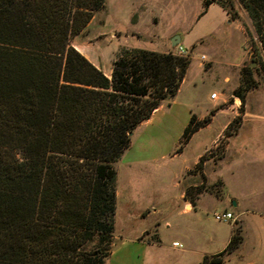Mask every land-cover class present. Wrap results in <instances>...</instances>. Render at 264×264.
I'll list each match as a JSON object with an SVG mask.
<instances>
[{
  "label": "trees",
  "instance_id": "trees-1",
  "mask_svg": "<svg viewBox=\"0 0 264 264\" xmlns=\"http://www.w3.org/2000/svg\"><path fill=\"white\" fill-rule=\"evenodd\" d=\"M221 1L202 0L200 15L212 4L229 14ZM236 1L264 59V0ZM103 5L0 0V264H104L111 248L99 246L113 233L114 164L133 130L176 95L190 63V54L122 49L104 75L71 44ZM253 71L243 67L233 91L242 103ZM210 121L192 114L175 153ZM239 125L229 123L224 138ZM204 160L190 170L199 183L183 189L193 207L199 195L212 193L204 185ZM217 186L212 194L219 198L220 180ZM241 240L234 222L226 247L199 264L222 263Z\"/></svg>",
  "mask_w": 264,
  "mask_h": 264
},
{
  "label": "rangeland",
  "instance_id": "rangeland-1",
  "mask_svg": "<svg viewBox=\"0 0 264 264\" xmlns=\"http://www.w3.org/2000/svg\"><path fill=\"white\" fill-rule=\"evenodd\" d=\"M157 1L156 6L146 7L148 0H104L103 8L94 14L83 32L72 39L71 44L88 61L99 63L98 68L108 74L113 60L122 49H143L161 53L166 48L175 53L177 46L169 47L171 43L169 34L175 32L173 36L181 38L178 46L186 48L183 49V55L190 54V63L186 70V78L179 86L174 100L167 101L171 103L173 100L175 107H189L196 120L209 116L211 121L182 145L178 158L170 159L168 156L164 160L170 165L166 168L160 161L152 166V170L132 168L129 171L118 162L114 164V191H117L119 195L114 203L112 237L100 244L101 250L111 248L114 243L113 236H124L145 223L142 218L135 217L136 206L124 205L125 195L129 193L130 188L137 198L147 189L152 190L155 198L166 193L175 198L179 195V189L175 187L176 181L171 173L174 165L192 167L199 156L205 158L204 185L210 192L219 190L217 184L220 179L224 184L225 193L234 194L245 204L256 206L264 212V163L261 162L264 157V59L256 49L258 43L246 13L236 0L221 1L224 9L229 12L227 14L229 23L241 28L243 35L241 49L240 42L242 41L238 34L234 33L233 43L228 49L222 46V39L217 35L207 39L204 46L192 47L190 50L187 47L188 42L201 31L203 25V22H200L194 31H191L195 16L201 11L199 0H188L183 12L178 8L175 9L177 0ZM142 4L146 8H143L144 11L141 13L142 7L139 6ZM231 15H234L233 19ZM221 27L225 33L228 26L223 24ZM114 31L137 32L140 36L134 34V37L121 38L117 43L109 35ZM223 35L227 36L226 33ZM151 37L155 39L151 40ZM251 43L254 44L255 49L250 48ZM118 44L132 47L119 48ZM242 52H245L246 58L239 63ZM201 54L206 56L213 54L210 57L212 63H208L205 57L200 68L198 64L201 62L199 59ZM246 66L254 69L253 87L245 94L242 103L233 91L240 84L241 69ZM211 92L218 94L216 100L209 98ZM235 98L239 100L238 106ZM233 121H239V124H242L241 128L236 136L228 140L225 156L218 162L217 157L222 150L220 145L228 139L223 136L227 130L225 126ZM232 130L231 127L228 131ZM179 142L180 137L177 140H169L166 150L171 148V153H173L178 148ZM174 144H177L175 150ZM138 149L139 146L133 144L131 150L136 152ZM129 172H132L131 175ZM199 181L200 178L195 172L188 171L182 176L180 186L184 189L197 185ZM212 193L202 198V225L209 232L227 235L228 224L232 221L214 220L213 213H221L222 206L216 202ZM245 215L241 217V236L244 243L239 254L224 255L220 264H247L248 254L255 257L256 264H264V247L263 245L260 249L253 247L254 228L249 224V213ZM164 218L169 219L170 217ZM162 220L157 229L159 241L154 246L155 264H197L202 256H212L224 248L223 243L205 244L204 240V245L192 249V252L181 253L185 246L174 228L184 226L185 223L191 224V221L181 216L173 217L170 219V227L165 229L162 226ZM191 226L193 227L192 224ZM154 232V227H151L146 237L147 240L154 239ZM197 234H194V238L191 236L193 238L191 241H201ZM173 241L180 246H172ZM96 243L97 239L93 244ZM190 245H193L192 242ZM250 245H252V251Z\"/></svg>",
  "mask_w": 264,
  "mask_h": 264
},
{
  "label": "crops",
  "instance_id": "crops-1",
  "mask_svg": "<svg viewBox=\"0 0 264 264\" xmlns=\"http://www.w3.org/2000/svg\"><path fill=\"white\" fill-rule=\"evenodd\" d=\"M156 2L158 1L148 0V3H146V7L156 6ZM187 3L188 0H177V3L175 4V9L178 8V10L183 12L185 10V6ZM199 6L201 10L202 0H199ZM139 7H142L141 13L146 8L144 4L140 5ZM200 12L197 13L195 16V23L192 26L191 31L192 30L194 31L198 23L203 22V25L201 31H199V33H197L193 37V39L188 42L187 47H189V49L191 47L195 48L196 46H204L207 42L206 41L207 39L217 35L222 39L221 42L222 46L228 49L230 45L233 43L232 39L234 33H237L242 41L240 42V49H241V46L243 44V35L241 28L239 26H235L229 23V21L227 20V14L223 9H221L219 6L215 4H212L207 8L204 14L200 15ZM223 24H226L228 26L225 29V33L227 35L226 37L225 35H223L225 33H223L221 27ZM174 33L175 32L169 34V37H171L169 39L175 42L176 39L174 38L175 36H173L175 35ZM117 34L119 36L116 37ZM134 34L140 36L137 32L122 33L117 31L111 32L109 35L112 37L111 38L112 40H116L117 43H119V39L121 38L127 39L128 37H134L133 36ZM153 39L155 38L151 37V40ZM178 40H179L178 42L179 45L181 38L178 37ZM118 47L122 48V47H132V46H125L124 44L123 45L118 44ZM169 47L172 48L171 43ZM182 49H186V48H182ZM168 51L169 49L165 48L161 53H165ZM204 56L207 57L208 63H212L210 57H212L213 54H210V56H206V55ZM245 58H246V54L245 52H242L239 63H241ZM89 62L96 67L99 66V63L95 64L93 61H89ZM201 65L202 62L198 64L200 68ZM107 73L108 74L104 73V75L108 76L110 72ZM185 78H186V73L180 85L185 80ZM225 79L226 76L224 77V80ZM174 97L172 98L173 100ZM173 100H171V103H169L168 101L162 102V104L152 112V114L147 120L141 122L133 130L130 136L129 147L121 154L120 158L117 160L119 165L124 166V168L129 171H131L132 168L134 169L140 168L141 170L147 168L148 170H152V166L158 161L162 162V165H164L165 168L167 166H170L168 163L164 162V160L168 156H170V159L174 157L178 158V154L180 152L175 153L174 151L173 153H171L172 152L171 148L166 150V144L168 143L169 140L171 139L177 140L180 137L183 128L186 126L190 116L193 113L191 112L189 107H175L176 104L174 105ZM241 125L242 124L239 125L234 135L228 137L224 147L223 157L220 160H218V162L221 161L225 156L228 140L231 137L236 136L238 134ZM133 144L139 146V149L136 152L131 150ZM176 145L177 144H174V150L176 149ZM197 161L194 163V165L197 163ZM261 162L264 163V157L263 159H261ZM193 166L186 168L185 166H182L180 164L174 165L171 173L173 175L174 181H176L175 187L179 189V195L175 198H173L168 193L162 194L158 198L157 197L155 198L154 193L152 192L151 189L144 190L143 194L140 195L139 198H137V195L134 194L131 191L132 188H130L129 193L125 195L124 205L129 207L136 206L137 208L135 209V214H134L135 217L138 219L142 218L145 223L140 224L138 228H136L133 231H129L124 236H119V237L113 236L114 243L111 246L110 253L107 259L105 260L104 264H155L156 250L154 249V246H156V243L154 242V240L151 239L147 240L146 237L149 235L148 231L151 227H154L155 232L153 233V235H155L156 239L159 241V235L157 229L160 226V222H161L160 220L163 219L162 220L163 228L168 229L171 224L170 219L178 216L184 217L185 219L191 221V224L193 225L192 227L190 223L188 224L185 223L184 226L181 227L176 226L177 228L176 227L174 228V231L179 234L182 243L185 246V248H182L181 253L185 254L188 252H192L193 251L192 249L204 245V240H205V244L208 243L215 244L218 242L223 243L222 245H224L225 248L231 236V231L234 222H237L240 225L241 234H242L241 217L247 213H249V224H251V226L254 228L252 245H254L253 247H255L256 249H260L262 245L264 247V212L257 209L258 207L256 206L245 204V202L241 198H238L234 194L225 193L224 184L220 179L219 180L222 183V195L219 198L215 196L214 197L216 198V202L222 206V212H229L232 214L233 221L232 223L228 224L229 231L227 232V235L224 233L219 234L215 232H209L207 229L204 228V226L202 225V217H201L202 216L201 210L203 209L202 198L206 195L209 196L210 194L203 193L199 195L197 200L195 201V206L193 207L188 201L184 200L183 189L180 186V180L182 176L186 172L190 171L193 168ZM205 166L206 163L204 162L203 165L204 176H205V172H204ZM131 173L132 172H129V175H131ZM118 195H119L118 192L115 191V199L118 197ZM155 216L156 218L153 219V217ZM166 216L170 218L169 219L164 218ZM195 233H198L197 235L199 236L202 242L191 241L193 240ZM191 242L193 245H190ZM243 243H244V239L241 240V243L238 246V248L235 251H233L231 254H239L240 248L242 247ZM171 244L172 246H178V247L180 246V244H177V242L175 241H173ZM252 245H250L251 251H252ZM204 256H202V258ZM254 259H255L254 256L248 254L247 264H256ZM200 262H198L197 264H199Z\"/></svg>",
  "mask_w": 264,
  "mask_h": 264
},
{
  "label": "built area",
  "instance_id": "built-area-1",
  "mask_svg": "<svg viewBox=\"0 0 264 264\" xmlns=\"http://www.w3.org/2000/svg\"><path fill=\"white\" fill-rule=\"evenodd\" d=\"M175 54H178V55H183L184 54V50L181 48V47H177V50H176V52H175ZM199 59H200V61L202 62V61H204L205 60V56L204 55H201L200 57H199ZM217 97H218V94L217 93H215V92H213V93H211L210 95H209V98L211 99V100H216L217 99ZM236 99V101H237V106H238V104H239V100H238V98H235ZM213 218H214V220H216V221H218V222H224V221H233V216H232V214L231 213H229V212H221V213H213ZM174 245H176V244H174Z\"/></svg>",
  "mask_w": 264,
  "mask_h": 264
},
{
  "label": "water",
  "instance_id": "water-1",
  "mask_svg": "<svg viewBox=\"0 0 264 264\" xmlns=\"http://www.w3.org/2000/svg\"><path fill=\"white\" fill-rule=\"evenodd\" d=\"M174 38L176 39V41L174 42L173 40H171V46L172 47H176L178 45V42H179L178 37L175 36Z\"/></svg>",
  "mask_w": 264,
  "mask_h": 264
}]
</instances>
